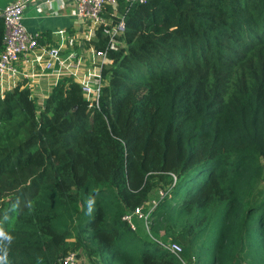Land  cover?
<instances>
[{
	"label": "trees",
	"instance_id": "trees-1",
	"mask_svg": "<svg viewBox=\"0 0 264 264\" xmlns=\"http://www.w3.org/2000/svg\"><path fill=\"white\" fill-rule=\"evenodd\" d=\"M122 16L98 107L71 78L42 105L23 85L0 96V256L182 264L122 219L158 199L152 234L190 264L205 248L210 264H264V0L121 2L105 13ZM92 44L108 47L101 29Z\"/></svg>",
	"mask_w": 264,
	"mask_h": 264
},
{
	"label": "built area",
	"instance_id": "built-area-1",
	"mask_svg": "<svg viewBox=\"0 0 264 264\" xmlns=\"http://www.w3.org/2000/svg\"><path fill=\"white\" fill-rule=\"evenodd\" d=\"M36 1H42L44 4L51 2V0H16L4 9L3 51L0 53V96L4 97L6 93L23 85V88L31 90L32 97L38 101L40 94L34 81L29 80L65 76L63 78H71L80 85L86 101L98 107L102 89L107 85L103 70L113 63L109 52L124 46L120 39L126 31L124 17L122 16L116 23L112 22L105 17L107 8L117 11L121 2L132 7L146 4L149 0H70L74 5V17L81 23H85L90 32L87 45L90 47L92 62H89L86 56L78 53H70L63 57L60 47H49L42 44L43 40L40 34L27 30L24 23L25 11ZM100 29L108 38V47L104 50H98L94 45H91ZM88 64L94 68L84 73ZM38 104L42 105L43 102L38 101ZM158 195L160 199H163L166 193L159 191ZM158 204V199L153 200L148 204L147 209L136 208L125 213L122 219L133 232L138 231L136 222L142 221L148 236L154 242L178 258L182 264H190L182 257L183 248L181 245L166 243L151 233L152 214ZM87 259L83 253L71 252L62 260V264H89L90 261L88 262Z\"/></svg>",
	"mask_w": 264,
	"mask_h": 264
},
{
	"label": "crops",
	"instance_id": "crops-1",
	"mask_svg": "<svg viewBox=\"0 0 264 264\" xmlns=\"http://www.w3.org/2000/svg\"><path fill=\"white\" fill-rule=\"evenodd\" d=\"M14 1L16 0H0V32L4 30L2 23L4 9ZM24 23L28 31L40 34L43 40L42 44L49 47H60L63 57L70 53H78L86 56L89 62L93 61L89 52L90 47L87 45L90 32L85 23H81L74 17V5L70 0H51L48 4L36 1L26 9ZM92 42L91 45H93ZM93 68L91 64H88L84 73ZM63 77L65 76L29 80L34 81L40 94L38 101L44 103L55 87V83ZM98 264L102 263L98 262Z\"/></svg>",
	"mask_w": 264,
	"mask_h": 264
},
{
	"label": "rangeland",
	"instance_id": "rangeland-1",
	"mask_svg": "<svg viewBox=\"0 0 264 264\" xmlns=\"http://www.w3.org/2000/svg\"><path fill=\"white\" fill-rule=\"evenodd\" d=\"M240 185L244 188V189H246L247 188V186H246V184H245V181L242 179L241 180V183H240ZM237 209V207L236 206H234V207H228V208H226L225 209V213L226 214H228L229 216H232L233 215V213H234V211ZM136 225H137V228H138V231H140V234H141V237L143 238L144 236L146 237H149L148 235H147V231H146V228H145V225H144V223L142 222V221H137L136 222ZM138 231H137V233H138ZM161 231V230H160ZM152 232H154V230H152L151 229V233ZM215 232V229H214V227H213V223L211 224V226L207 229V231H206V233L207 234H209V235H211V234H213ZM153 234H155V232L153 233ZM161 237H163V238H165V236H163L164 235V232H162L161 233ZM163 238H161V239H163ZM160 239V238H159ZM210 244L208 243V246H209ZM212 245H214V242H213V244ZM206 249V248H205ZM205 249H203V251H202V256L200 257L201 259H200V264H210L211 263V261H210V252L207 250V251H205ZM196 254H198V255H200V251H196ZM88 260V259H87ZM88 262H89V260H88ZM100 263H102V264H105V263H103L101 260H100ZM89 264H90V262H89ZM194 264H199V260L197 259L196 261H195V263Z\"/></svg>",
	"mask_w": 264,
	"mask_h": 264
},
{
	"label": "clouds",
	"instance_id": "clouds-1",
	"mask_svg": "<svg viewBox=\"0 0 264 264\" xmlns=\"http://www.w3.org/2000/svg\"><path fill=\"white\" fill-rule=\"evenodd\" d=\"M4 233L2 230H0V237H4ZM9 240L11 239L10 237L8 238ZM5 260H6V254L5 256H0V264H5Z\"/></svg>",
	"mask_w": 264,
	"mask_h": 264
}]
</instances>
